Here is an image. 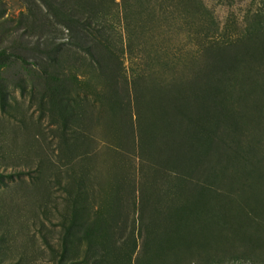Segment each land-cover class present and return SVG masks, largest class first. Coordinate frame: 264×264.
Returning <instances> with one entry per match:
<instances>
[{"label":"rangeland","instance_id":"1","mask_svg":"<svg viewBox=\"0 0 264 264\" xmlns=\"http://www.w3.org/2000/svg\"><path fill=\"white\" fill-rule=\"evenodd\" d=\"M0 264H264V0H0Z\"/></svg>","mask_w":264,"mask_h":264}]
</instances>
